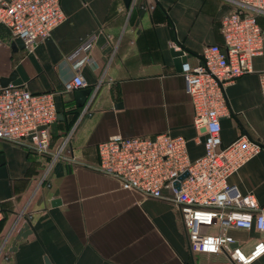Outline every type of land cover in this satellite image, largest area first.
<instances>
[{"label": "crops", "instance_id": "1", "mask_svg": "<svg viewBox=\"0 0 264 264\" xmlns=\"http://www.w3.org/2000/svg\"><path fill=\"white\" fill-rule=\"evenodd\" d=\"M64 22L32 53L15 45L0 27L1 81L32 94L54 93L57 119L49 127L50 151L0 140V264H221L223 255L190 251L174 206L123 190L96 170V145L109 137L186 140L190 161L203 154V134L192 127L193 111L180 76V60L195 65L203 47L221 45L219 20L234 7L223 0H60ZM152 6V9H148ZM264 35V16L256 18ZM96 35L88 53L67 57ZM80 72L92 90L77 109L64 83ZM224 89L228 116L219 120L220 141L245 136L259 152L230 175L227 183L264 205V108L256 74ZM59 155L54 161L53 157ZM25 223L31 234L16 240ZM249 252L264 234L228 230ZM251 264H264V254Z\"/></svg>", "mask_w": 264, "mask_h": 264}, {"label": "built area", "instance_id": "2", "mask_svg": "<svg viewBox=\"0 0 264 264\" xmlns=\"http://www.w3.org/2000/svg\"><path fill=\"white\" fill-rule=\"evenodd\" d=\"M223 1L234 10L219 20L221 45L203 47L195 65L183 60L179 67L193 111L192 127L203 134V154L190 161L186 140L168 133L152 139L114 135L96 145V170L115 179L123 190L169 201L180 218L190 251L223 255L221 264H251L264 254V242L257 240L243 253L226 232L253 228L264 234V205H257L250 194L241 195L227 179L260 147L245 136L222 145L219 120L228 116L225 87L252 73V59L262 53L264 35L256 18L264 16V0ZM64 20L60 0H0V27L20 39L27 53L47 40ZM95 40L94 34L81 41L67 60L76 64L75 56L88 53ZM256 77L264 108V71ZM86 88L77 71L64 83L63 93ZM54 95L32 94L12 84L1 87L0 140L48 154V130L57 119ZM1 205L0 200V221Z\"/></svg>", "mask_w": 264, "mask_h": 264}, {"label": "water", "instance_id": "3", "mask_svg": "<svg viewBox=\"0 0 264 264\" xmlns=\"http://www.w3.org/2000/svg\"><path fill=\"white\" fill-rule=\"evenodd\" d=\"M130 0H124L125 6H128ZM15 45L18 48H24V45L20 39H15ZM172 56L175 60H180L181 62L183 61V56L181 51H172ZM10 79H4L1 81V87H6L9 83ZM92 93V90L89 88L86 89H80L78 92L75 93V99H76V104H77V109H81L85 106L86 102L88 101V98L90 97ZM151 139L153 138L150 137ZM31 228L28 225V223H25L23 227L18 231L16 235V240H19L20 238H25L27 235L31 234ZM45 264H52L51 261L46 258L45 259Z\"/></svg>", "mask_w": 264, "mask_h": 264}]
</instances>
